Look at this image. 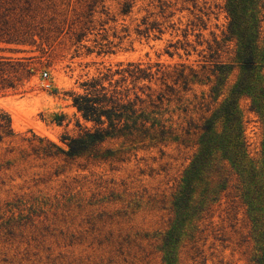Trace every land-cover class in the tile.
Returning a JSON list of instances; mask_svg holds the SVG:
<instances>
[{
	"label": "rangeland",
	"instance_id": "374dc122",
	"mask_svg": "<svg viewBox=\"0 0 264 264\" xmlns=\"http://www.w3.org/2000/svg\"><path fill=\"white\" fill-rule=\"evenodd\" d=\"M0 13L30 32L0 56L32 67L0 91L14 132L0 140V264H264V0H0ZM91 80L145 99L150 137L107 138L106 158L47 155L93 127L72 105Z\"/></svg>",
	"mask_w": 264,
	"mask_h": 264
},
{
	"label": "trees",
	"instance_id": "16d2710c",
	"mask_svg": "<svg viewBox=\"0 0 264 264\" xmlns=\"http://www.w3.org/2000/svg\"><path fill=\"white\" fill-rule=\"evenodd\" d=\"M130 8V3H124L122 12L128 13ZM17 22L21 23L22 21L18 17H11L6 13H0V43H22L30 38L29 30L16 27ZM242 49H244V55H240L243 63L242 68L247 71L246 76L249 77V72L254 68L253 51L247 46H244ZM19 68H21L22 75L18 76ZM31 72V66L22 65L15 60L0 56V91L7 88H16L20 79L28 77ZM127 73L129 76H135V80H145L151 77L150 73L140 69L138 66H134V69L128 70ZM82 85L85 86L86 92L73 95L72 105L80 113L82 119L91 122L93 127L81 130L75 137L63 135L62 139L67 145L66 150L49 142V146L54 150L48 152L47 155H63L66 158H75L84 155L106 158L113 153L109 150L103 152L100 150V145L107 138L120 136L128 137L136 132L143 138L150 137V130L153 129L156 121L151 117L154 111H148L147 107L144 106L145 99H142L138 94H135L134 99L130 100L127 94L118 96L116 92L109 93V91L96 80L84 82ZM245 86H247L245 81L240 82V89ZM146 97L148 98V104H153V107L155 104L151 99V95H146ZM160 97L161 96L157 97V99ZM136 105L138 106L135 107ZM234 108V101L229 102L227 107L222 110L221 115L226 113V117H228V115L233 116L232 111ZM234 118L236 117L233 116V119ZM54 119L57 123H60L62 121V116L55 117ZM212 126V117L207 118L201 126V130L206 133L211 130ZM160 132L162 133L160 135L163 136L164 131L160 130ZM13 135L14 132L11 127L9 115L0 110V140L12 137ZM192 168L196 170L198 167L197 165H192ZM201 170L204 171L205 168L202 167ZM167 240L168 239H166V242ZM261 259L262 258L258 259L257 262H260Z\"/></svg>",
	"mask_w": 264,
	"mask_h": 264
}]
</instances>
